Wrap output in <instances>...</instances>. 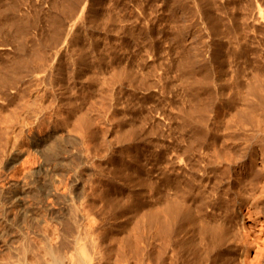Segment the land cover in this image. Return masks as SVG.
<instances>
[{
  "label": "rangeland",
  "instance_id": "obj_1",
  "mask_svg": "<svg viewBox=\"0 0 264 264\" xmlns=\"http://www.w3.org/2000/svg\"><path fill=\"white\" fill-rule=\"evenodd\" d=\"M74 1L76 0H0V69H2L0 75L4 73L2 75L7 76L6 82H8H4V77L0 78V99L2 100L0 101V116L7 115L5 124L10 125L3 127V124H0V127H3L6 132L9 131L7 136L12 135L11 138L17 136V144L22 147L15 159L8 157L7 163L3 164L1 148L5 142L0 139V200L3 190L9 183L21 181L23 177L30 176V173L41 165L43 167L46 165V160L43 158L51 142L44 144L45 146L41 144L42 146L40 145L36 150L29 143L30 140H38L46 131L51 130L54 132L51 141L52 139L55 143L60 141L57 145L64 148L57 167L46 169V185L43 188L45 192L39 190L38 195H36L37 192L24 195L25 208L34 212L20 218L22 221L17 218L10 233L8 232L9 235L8 233L1 234L2 225L0 224V264L2 262L14 263L13 261L19 258L16 257L17 253L20 254L24 248L27 256L37 255L34 260L42 258V260L39 258L38 264H43L41 261L45 264L67 263L63 261V256L70 252V245L67 243L70 244L73 239L71 235L78 229L74 227L77 223L80 224L78 225L81 229L80 236L82 233L87 235L89 231L87 236L97 243L96 251L99 256L104 258L109 255L113 258V255L117 254L115 256L120 258L118 264H243L244 261L245 264H264V226H262L264 225V205L259 202L260 199L258 201L264 191V185L263 191H260L259 187L250 189L247 185L249 180H243L244 176V179L248 178L247 174H241L243 176H239L237 184L233 183L232 171L227 169L226 165H222L225 172L220 170L222 166L214 161L212 148L209 146L210 150H207L204 147L205 144L200 145L202 144L200 138L198 139L195 134L199 127H206L210 132L216 128L213 132H218L219 140H216L215 147L222 150L223 144L220 143V137L223 133L221 132L227 130L228 127L235 130L242 128V124L239 123L240 119L233 116V113L230 115L234 107L228 106L229 92L227 89H221L218 79L220 77L218 69L221 68L219 62L211 60L210 73H207L205 69L203 71V68L198 65L193 69L196 70L194 76L196 79L197 75L196 83L198 82L199 85L197 89L195 86L197 84H195L194 90L200 93V98L204 96L202 98L204 102H202L209 106H207V111L206 108L202 109L205 107L203 103L201 104L202 111L199 108H192L194 102L189 99L191 97L183 87L185 81L181 77L182 71L177 69L180 67L177 64L181 53L180 47L188 45V48L193 45L201 53L205 48L207 49V43L209 44L211 39L206 17L207 4L205 3L207 0H88V4H91L93 8H91V13L86 15L87 17L84 16L78 27L77 34L73 38V48L80 46L83 51L86 50L84 52L86 56L88 55L91 70L95 72L94 79L88 80L78 68V64V69L73 68L74 71L71 68L73 66L69 64L62 68L64 71L56 68L52 71V75L48 74L50 77L42 76V80L37 82L38 84L43 82L39 84L40 88L38 87L40 94L36 97L37 99H34L32 105L34 108L31 109L34 111L40 108L45 109V115L40 119L45 121L39 120L40 122L32 124V121L27 118L28 120L24 119L26 121L23 123L29 120L31 122L25 123L24 127L20 124L22 122L18 116L21 115L23 109L15 106L22 100L17 93L21 88L27 87L28 89V86H24L28 82L36 85V81L32 79L31 66L26 67L30 72L24 67H21L18 72H12L4 68L3 61H8V58L13 60L14 56H20L26 60L33 59L38 46L47 53L54 50L52 32L56 28L58 19H63V22L69 19L64 12L68 11L69 4ZM212 2H214L212 3L213 13L217 16L218 22L228 21V19L235 21L239 15L250 17L252 12L259 19L258 24L255 25H250L251 22L249 23L246 19L247 27L244 33L247 36L244 38L247 37L246 54H250L252 49L255 50L253 54L256 56H253L255 60L257 59L256 73L258 77L263 76V80L264 0H212ZM65 7H67L66 10ZM258 8L260 13L257 15ZM93 9H95L94 12L102 9L104 16H109V21L106 20V23L102 25L95 21L91 23V17L94 16L91 15ZM7 11L16 17V27L8 24ZM231 14L232 16L228 17ZM117 18L120 22L116 21ZM221 21L220 24H222ZM119 25L124 28H118ZM181 42L184 43L182 46ZM239 59L237 58L236 64L235 62L233 64H243L244 70L252 71L253 67L245 69L246 65L242 63L244 59H241L240 63ZM231 63L229 61V64ZM115 68L117 70H114ZM113 71H119V75L122 73L121 78L115 77ZM203 72L205 75L208 74V77ZM142 75L145 76L144 80L141 78ZM16 76H18L17 80ZM137 77H140L138 81L135 80ZM145 79L147 83L150 82L144 84ZM9 80L15 81L16 90L14 87L10 89L9 86L7 87L11 82ZM258 80L261 82L258 83ZM258 80V93H256L255 101L260 125L264 117V82L260 78ZM212 82L216 83L212 85ZM31 83L30 88L34 86ZM41 89L43 91H40ZM28 95L29 92L26 96ZM238 103L240 104V101L237 100L234 105L242 107L240 105L243 104ZM17 112H20V115ZM182 116L190 124L183 121ZM78 117H80L79 120ZM191 122L194 125H191ZM261 124L263 127L264 120ZM7 127L9 128L6 129ZM21 127L22 131H18ZM207 139L209 142L212 141L209 136ZM262 145L260 148L264 151ZM261 149L258 147V152H262L264 159ZM203 151L204 154H202ZM207 157L214 158L210 159L216 164H213V168ZM259 168L263 176L264 165ZM226 170H229V174ZM221 171L231 175L232 177L228 176L231 179L229 180L227 175L222 178ZM217 172H221V178ZM259 178L264 181L263 177V179ZM244 181L247 187L240 186ZM171 184L173 187L170 186ZM236 186H240L242 191L236 190ZM229 188H233L232 190H236L237 193H231L233 191H228ZM205 192L207 194H204ZM239 202L246 204V209L241 212L242 214L237 211ZM230 206H233V211ZM228 208L231 209L226 210ZM151 211H156L157 216L165 220L157 221ZM232 218L236 219L239 225ZM209 228L212 233L209 232ZM226 228H229L231 233L233 228L239 230L238 232L233 231L235 232L233 236L236 234L234 236L236 243H234L238 245H234L233 236L230 242L227 241L228 243L220 239L221 232L227 233ZM79 229L77 234H79ZM237 233H240L239 237ZM244 237H247L245 245ZM20 247L23 248L20 250ZM226 247L232 249L229 248V250ZM257 247L261 250L259 254L256 253L259 250ZM222 253H225L224 256ZM117 257H115L116 260H118ZM244 258L250 260H244Z\"/></svg>",
  "mask_w": 264,
  "mask_h": 264
},
{
  "label": "bare ground",
  "instance_id": "obj_2",
  "mask_svg": "<svg viewBox=\"0 0 264 264\" xmlns=\"http://www.w3.org/2000/svg\"><path fill=\"white\" fill-rule=\"evenodd\" d=\"M206 1V0H205ZM214 1V0H213ZM89 3V1L88 0H76V1H74L73 3H71V4H69V6H68V8L67 7H65V10H66V8L68 9V11L67 12H64L65 14H67V16L69 17V19H66L64 22L62 21L63 19H58L59 21L57 22V25L55 26L56 28L53 30V34H52V41H54L53 43L55 44V49L53 50L52 49V51H48V53L47 52H45V50H41L40 48H39V46H38V48L36 49V51H35V53H34V58L33 59H29L28 58V56H27V58H28V60H26L25 58H23V57H20V56H14V58H12L13 60H9V58H8V61H3V64H4V68L5 69H7L8 71H12V72H18V70L21 68V67H24V68H26V67H30L31 66V72L29 71V70H27V69H29V68H26V70L27 71H29L30 73H31V76H32V79H34L35 81H36V85H34L33 84V82L31 83V84H33L34 86L33 87H35L36 86V88H30V83L28 84L27 83V81H26V83L28 84H25L24 82H22V83H24L25 85L24 86H28L29 88L28 89H26L27 87H25V89H23V88H21L20 89V91H19V93H17L18 95H20L21 96V99L22 100H20L18 103H16V105L15 104H13V108H15L14 107V105L15 106H18V108L19 107H22V112L19 114L18 112H17V114H19L20 116H18L19 117V119H21V121L20 122H22V123H20V124H22V126L24 125L25 126V123H29V122H31L32 124L33 123H36L37 121H39L44 115H45V109L43 110H41V108L38 110V111H34V109H31V108H34V106L32 107V105H33V103H34V99H37L36 97L40 94L39 93V88H40V86L41 85H39L40 83H43V82H40L39 84L37 83L39 80H42V76H49L48 74H51L52 73V71L54 70V69H56V68H63L64 66L65 67H67V66H69V64H71V66H73V67H71L72 68V70H73V68L74 69H76L77 68V64L79 65V69H81L82 70V72H83V75H85L86 76V78L88 79V80H93L94 79V77H95V72H94V70H91V64H90V61L88 60V55L86 56V54H85V52H86V50L84 49V51H83V49H81V47L80 46H76V48H78V49H76V48H73V38H75L74 36H75V34H77L76 33V31L78 30V27L80 26V23L82 22V20H83V18H84V16H86L88 13H91V8H93L92 7V5L91 4H88ZM212 3L214 4V2H212V0H207V2L205 3V5L207 4V6H206V14H207V18H208V23H209V29H210V33H209V36L211 37V39H210V42L209 41H207V42H209V44L207 43V49H206V53H207V55H206V53L204 54L203 52H205V49L203 50V52L201 53L199 50H197L196 49V47L195 46H193V45H190V47H188L187 48V46H184L183 44L184 43H182V44H180L182 47H180L181 49H179V50H181L180 52V58H179V63H177L180 67H178L177 69H180L181 71H182V74L181 73H178V74H181L182 76V78H183V80L185 81H183L184 83H185V86H183V87H185L186 88V91H187V93H188V95L191 97V98H189V99H192L191 101L192 102H194V104H193V106H192V108L194 107V109L195 108H199L200 109V111H202V109H205L206 108V111H207V106L203 103L204 101V99L202 100V98L204 97V96H201V98H200V96H199V94L197 93V92H195V90H194V85L195 84H197L196 83V79L198 80V78H197V75H196V79H195V76H194V71H196V70H193L194 69V67L195 66H201V68H203V71H204V69L207 71V73H210V71H211V60H214V61H218L219 62V67H221L220 69H218L219 71V81H220V84H221V89L222 88H225V89H227V91L229 92L228 93V106L229 105H231V106H233L234 107V110H231V112H230V115H232L231 113H233V116H237V118H239L240 120H239V123L240 124H242V128H240L239 130L238 129H230L231 127H228L227 128V130H225L224 132H221V133H223V135L220 137V143H222L223 144V147L221 148L222 150H219L218 148H216L215 147V145H216V140L218 139L219 140V135H218V132L216 133V132H210V130H208V128H206V127H199V129H197V133H195L196 134V137H198V139L201 141V143L202 144H200V145H204V147L207 149V150H210V148H209V146L212 148L211 150H212V153L214 154V156L213 157H215V160L214 161H216V163H220V165L222 166V165H226L225 167H227V169H230L231 171H232V173H233V179H232V181H233V183L235 182H237V180H239V176H243V175H241V174H247L248 175V178L246 179H244V177H243V180H246V181H248L249 183L247 184V185H249V188L251 189V188H253V189H256V188H260V191H263V185H264V181H262V180H260V178L259 177H263L264 178V175L262 176V173H261V171H259L258 170V168L260 167H262L264 164H263V162H264V159H263V154H262V152L261 153H259L258 152V147H259V149H261L260 147V145H262V143H264V126L262 127V122H263V120H264V117H262L263 118V120H261L262 122L260 123V125H259V119H258V115L256 114V99H255V97H256V93H258V91H257V80H258V78H260L261 80H262V77L261 76H257V73H256V69H255V64H256V60H255V54H253V52L255 53V50L254 49H252V50H250V54H246L247 52H246V50H245V44H246V38L247 37H245L244 38V36H247L246 35V33H244V30L246 29V27H247V21L250 23V25H255V24H258V22H259V19L257 18V17H255L254 15H253V12L251 13V16L250 17H247V16H243V15H239V16H237V15H235V16H237L236 17V19H235V21L233 20V19H228V21H224L223 22V20L221 21V23L222 24H220L219 22H218V19L216 18L217 16H215L214 14L215 13H213V9H212ZM66 5V4H65ZM109 5H111V4H109ZM114 6V5H113ZM221 6V5H220ZM13 7V6H12ZM61 7V6H60ZM107 7V6H106ZM224 7V6H223ZM5 8V7H4ZM102 8H103V6H102ZM6 9V8H5ZM10 10H12V9H10ZM94 10L95 9H93L92 10V14L91 15H94V16H90L91 17V23H93V21H95L96 23H98L99 25H102V23L103 24H105L106 23V20L107 21H109V16L107 17H105L104 16V11H102V9H99V11H96V12H94ZM226 10H228L227 8H226ZM12 12V11H11ZM105 12H106V10H105ZM225 12V11H224ZM8 13H9V15H8ZM255 13V12H254ZM260 13V9L258 8V11H257V15ZM4 14V13H3ZM108 14V13H107ZM15 16V15H14ZM63 16V15H62ZM66 16V15H65ZM230 16H232V14L231 15H229L228 17H230ZM64 17V16H63ZM67 17V18H68ZM87 17V16H86ZM246 17V18H245ZM59 18V17H58ZM111 19V18H110ZM246 19H247V21H246ZM119 21L120 22V20L117 18L116 19V21ZM112 21V20H111ZM110 21V22H111ZM7 22H8V24L12 27H16L17 25V21H16V17H13V15H12V13H10V12H8L7 11ZM87 22V21H86ZM119 22H117V23H119ZM114 23V22H113ZM7 24V25H8ZM55 24V23H54ZM91 25V24H90ZM222 25V26H221ZM87 26H89V25H87ZM86 26V27H87ZM114 26V25H113ZM115 27H116V25H115ZM118 28H122V27H120V25L118 26ZM124 28V27H123ZM122 28V29H123ZM95 29V28H94ZM119 29V30H120ZM23 30V29H22ZM115 30H116V28H115ZM125 30V29H124ZM124 30H122V31H124ZM85 32V31H84ZM87 32V31H86ZM126 33V32H125ZM188 39H190V38H188ZM75 41V40H74ZM192 41V40H191ZM248 41V40H247ZM194 42V41H193ZM194 43H196V42H194ZM189 44V43H188ZM191 44H193V43H191ZM206 44V43H205ZM186 45V44H185ZM37 46V45H36ZM34 47V46H33ZM50 49V48H49ZM76 49V50H75ZM248 51V50H247ZM88 52V51H87ZM179 53V52H178ZM1 55V54H0ZM15 55V54H14ZM250 55H252V56H250ZM253 55H255V56H253ZM179 57V56H178ZM11 58V57H10ZM237 58H240L239 59V63H240V61H242L241 59H244L243 61H242V63H244L245 65H246V67H245V69L247 68V67H249V68H251V67H253V69H254V71H253V69H252V71H249V69H248V71L247 70H244V67H242V66H244L243 64H241V65H239V64H237V65H235L236 64V60H237ZM257 58V57H256ZM178 59V58H177ZM228 59H229V61H230V63L231 64H229V61H228ZM7 60V59H6ZM175 61H178V60H175ZM214 61H212V62H214ZM235 62V64H233ZM113 63V62H112ZM176 64V63H175ZM176 64V65H177ZM213 64V63H212ZM112 65V64H111ZM177 65V66H178ZM229 65H230V67H229ZM231 65H233V66H231ZM125 66V65H124ZM174 66V65H173ZM176 66V67H177ZM197 66V67H198ZM203 66V67H202ZM118 67H120V66H118ZM213 67V66H212ZM77 68V69H78ZM113 68V67H112ZM230 68V69H229ZM60 69V70H61ZM68 69V68H67ZM67 69H65V71L67 70ZM70 69V68H69ZM119 69V68H118ZM124 69H126V68H124ZM131 69V68H130ZM198 69V68H197ZM200 69V68H199ZM1 70L2 69H0V73H1ZM7 70H5V72L7 71ZM60 70H58L57 69V71H60ZM114 70H117V68H115ZM23 71V70H22ZM62 71H64L63 69H62ZM74 71V70H73ZM72 71V72H73ZM111 71H112V69H111ZM125 72H126V70H124ZM213 71V70H212ZM215 71H217V70H215ZM20 72V71H19ZM24 72V71H23ZM97 72V71H96ZM114 72V71H113ZM124 72V73H125ZM180 72V71H179ZM202 72V71H201ZM6 73H8V72H6ZM20 73H22V72H20ZM55 73H56V70H55ZM62 73V72H61ZM63 73H65V72H63ZM74 73V72H73ZM124 73H123V75H124ZM128 73H129V71H128ZM142 73V72H141ZM205 72H203V74H204ZM258 73H260V72H258ZM2 74H4V73H2ZM0 75V78H3L4 77V82H6L7 80H6V77L5 76H3V75ZM18 74V73H17ZM29 74V73H28ZM27 74V75H28ZM110 74V73H109ZM122 74V73H121ZM121 74L119 75V71L117 72H114V76L115 77H117V78H121ZM130 74H132V73H130ZM213 74V73H212ZM217 74V73H216ZM14 75V74H13ZM12 75V76H13ZM20 75V74H19ZM18 75V76H19ZM52 75V74H51ZM62 75V74H61ZM73 75V74H72ZM111 75H112V73H111ZM133 75V74H132ZM137 75V74H136ZM136 75H134V77H136ZM205 75V74H204ZM204 75H202V76H204ZM18 76H16V80H17V78H18ZM64 76V75H63ZM119 76V77H118ZM125 76V75H124ZM128 76V75H127ZM130 76V75H129ZM140 76V75H139ZM205 76H207L208 77V74H206ZM204 76V77H205ZM213 76V75H212ZM218 76V75H217ZM15 77V76H14ZM26 77V76H25ZM50 77V76H49ZM48 77V78H49ZM97 77V76H96ZM110 77V76H109ZM115 77H113V78H115ZM123 77V76H122ZM131 77V76H130ZM179 77V76H178ZM206 77V78H207ZM131 78H133V77H131ZM140 78V77H139ZM139 78L137 77V79H135V80H139ZM141 78H142V80H144L143 78H145V76L143 77V75L141 76ZM205 78V79H206ZM30 79V78H29ZM31 79V80H32ZM45 79H47V77L45 78ZM126 79H127V77H126ZM212 79V78H211ZM2 80V79H1ZM128 80H129V77H128ZM131 80V79H130ZM129 80V81H130ZM180 80V79H179ZM182 80V79H181ZM213 80H214V78H213ZM212 80V81H213ZM215 80H216V77H215ZM9 81H11V80H9ZM18 81H19V79H18ZM117 81V80H116ZM134 81V80H133ZM200 81V80H199ZM218 81V80H217ZM15 82V81H14ZM13 81H11V82H9V85H7V87L10 89V87L12 88V87H14V89L16 90V86H14L15 85V83H14ZM139 82H143V81H139ZM145 82V83H144ZM143 83L144 84H148L147 83V81H146V79H145V81H144ZM261 82V81H260ZM259 82V80H258V83H260ZM262 82H264V78H263V80H262ZM0 83H1V81H0ZM6 83H8V82H6ZM5 83V84H6ZM49 83V82H48ZM118 83V82H117ZM216 82H212V85L213 84H215ZM3 84V83H2ZM18 84V83H17ZM16 84V85H17ZM142 84V83H141ZM205 84H207V83H205ZM4 85V84H3ZM39 85V86H38ZM208 85V84H207ZM6 86V85H5ZM48 86V85H47ZM196 87H197V89L199 88L198 86V84L197 85H195ZM218 86V85H217ZM216 86V87H217ZM23 87V86H22ZM39 87V88H38ZM196 87H195V89H196ZM200 87H201V85H200ZM204 87V86H203ZM206 87V86H205ZM209 87V86H208ZM211 87H213V86H211ZM210 87V88H211ZM3 88V87H2ZM42 88V87H41ZM51 88V87H50ZM5 89V88H4ZM13 89V90H14ZM43 89V88H42ZM40 90V91H43V90ZM209 89V88H208ZM208 89H207V91H208ZM215 89V88H214ZM214 89H212V90H214ZM218 89H219V87H218ZM18 90H19V88H18ZM25 90H27L26 91V93L24 92ZM185 90V89H184ZM200 90V89H199ZM202 90H203V88H202ZM259 90H260V87H259ZM11 91V90H10ZM17 92V91H16ZM29 92V95L28 96H26L27 95V93ZM199 92V91H198ZM219 92V91H218ZM14 93H15V91H14ZM23 93H25V94H23ZM43 93V92H42ZM213 93H215V92H213ZM211 94V93H210ZM201 95H202V93H201ZM209 96V95H208ZM211 96V95H210ZM39 97V96H38ZM41 97V96H40ZM51 97H52V95H51ZM68 97V96H67ZM17 98V97H16ZM49 99V98H48ZM52 99V98H51ZM50 99V100H51ZM210 99H212V98H210ZM209 99V100H210ZM6 100V99H5ZM11 100V99H10ZM49 100V101H50ZM237 100L238 101H240V104H243V105H240L239 103V105L240 106H242V107H238L237 105H234L235 104V102H237ZM0 101H2L1 99H0ZM38 101V100H37ZM41 101V100H40ZM203 101V102H202ZM48 102V101H47ZM53 102V101H52ZM59 102V101H58ZM58 102H57V104H58ZM205 102H206V100H205ZM259 102V101H258ZM203 103V105H205V107L204 108H202L201 106V104ZM261 103V102H260ZM9 104V103H8ZM7 104V105H8ZM56 104V105H57ZM60 104V103H59ZM66 104V103H65ZM69 104V103H68ZM73 104V103H72ZM12 105V104H11ZM37 105V104H36ZM35 105V106H36ZM40 105V104H39ZM61 105V104H60ZM59 105V106H60ZM191 105H192V103H191ZM48 106H49V104H48ZM51 106H52V103H51ZM50 106V107H51ZM70 106V105H69ZM8 108H9V106H7ZM36 107H38V106H36ZM49 107V108H50ZM209 107V106H208ZM232 107V108H233ZM8 108H6V109H8ZM190 108V107H189ZM202 108V109H201ZM33 110V111H31V110ZM51 109V108H50ZM196 109V110H197ZM53 110V109H52ZM6 111V110H5ZM206 111H203V112H206ZM179 112V111H178ZM4 113V112H3ZM7 113V112H6ZM5 113V114H6ZM13 113V112H12ZM47 113V112H46ZM62 113V112H61ZM200 114V113H199ZM262 114V113H261ZM202 115V114H201ZM71 116V115H70ZM74 116V115H73ZM58 117V116H57ZM203 117V119H204V115L202 116ZM7 115H2V116H0V124L3 126V127H6V126H10V125H8V124H5L6 123V121H7ZM27 118H29L30 120L29 121H27V122H25V123H23L24 121H26V120H24V119H27ZM47 118V117H46ZM184 118V119H183ZM261 117H260V119H262ZM78 120L80 119V117H78L77 118ZM182 119H183V121H186L188 124H190V122L184 117V116H182ZM202 119V118H201ZM231 119V118H230ZM10 120V119H9ZM28 120V119H27ZM44 120V119H43ZM43 120H40V121H43ZM12 121V120H11ZM39 121V122H40ZM45 121V120H44ZM56 121V120H55ZM65 121V120H64ZM192 121V120H191ZM200 121V120H199ZM204 121V120H203ZM38 122V123H39ZM194 122V121H193ZM230 122V121H229ZM52 123V122H51ZM184 123V122H183ZM201 123V122H200ZM204 123V122H203ZM53 124H55V123H53ZM67 124V123H66ZM69 124V123H68ZM197 124H199V123H197ZM202 124V123H201ZM5 125V126H4ZM16 125V124H15ZM14 125V126H15ZM56 125V124H55ZM72 125H75V124H72ZM186 125V124H185ZM191 125H194V124H192V122H191ZM21 126V125H20ZM23 126V127H24ZM31 126V125H30ZM34 126V125H33ZM33 126H31V127H33ZM40 126V125H39ZM60 126V125H59ZM70 126V125H69ZM184 126V125H183ZM198 126V125H197ZM207 126V125H206ZM260 126V127H259ZM3 127H0V139H3V141L5 142V144L2 146V154H3V156H2V158L4 159V160H2V163L3 164H6L7 163V159H8V157L10 158L11 157V159L13 158V159H15L16 158V156H18L17 154H18V152L22 149V147H20L19 146V144H17V136H14V137H16V138H11V136L12 135H10V136H7L8 134L7 133H9V131L8 132H6V130H4V128ZM26 127H27V125H26ZM48 127V126H47ZM188 127V126H187ZM189 127H190V125H189ZM3 128V129H2ZM9 127H7L6 129H8ZM37 128V127H36ZM49 128V127H48ZM194 128V127H193ZM184 129V128H183ZM195 129V128H194ZM193 129V130H194ZM226 129V128H225ZM17 130V129H16ZM29 130V129H28ZM31 130V129H30ZM192 130V131H193ZM196 130V129H195ZM194 130V131H195ZM241 130V131H240ZM18 131H22V127H21V129L20 130H18ZM71 131V130H70ZM16 132V131H15ZM188 132V131H187ZM21 133V132H20ZM27 134V133H26ZM53 134H54V132L53 131H46L45 132V134L43 135V136H41L38 140L37 139H35V140H30V142L29 143H31V145H33V147L37 150V148H39L40 147V145L41 144H46L47 145V143L49 144L50 142H51V144H50V147H48V150H47V152H46V154H44V160H46L45 161V163H46V165H44V163H43V165H44V167L42 168L41 166V168L39 167L37 170H35V171H32L31 173H30V176H26V177H23L22 178V180L21 181H14V182H12V183H9L8 184V186H6V188L3 190V192H2V198H1V200H0V224L2 225V230H1V234L2 235H4L5 233H10V230H11V228L13 227L12 225H14V223L16 222L15 220L17 219V218H24L26 215H29V214H31V213H33L34 211H32V210H29V209H26L25 208V204H24V201H23V198H24V195H26L27 193H30V192H37V194L36 195H38V192H39V190H43V188L45 187V185H46V183H45V181H46V176H47V171H46V169H52V168H55V167H57V164H59L60 163V159L62 158L61 156H62V152L64 151V148H62L61 146H59V145H57V143L58 144H60V141L59 142H57L56 141V143H55V140L54 139H52L53 141H51V138L53 137ZM19 135H21V134H19ZM56 135V134H55ZM5 136V137H4ZM208 136L209 137H211L212 138V141L211 142H209L208 141V139L206 140V138H208ZM55 137V136H54ZM58 137V136H57ZM56 137V138H57ZM5 139V140H4ZM31 139V138H30ZM61 139H63V138H61ZM188 139V138H187ZM196 139V138H195ZM210 139V138H209ZM20 140V139H19ZM58 140V139H57ZM202 140H204V141H202ZM67 141V140H66ZM207 141V142H206ZM28 142V141H27ZM62 142H63V140H62ZM218 143H219V141H218ZM217 143V144H218ZM219 143V144H220ZM22 145V144H21ZM192 145V144H191ZM198 145V144H197ZM221 145V144H220ZM42 146V145H41ZM45 146V145H44ZM194 146V145H193ZM263 147H264V145H262ZM1 147V146H0ZM192 147V146H191ZM262 147V148H263ZM189 148V147H188ZM195 148H197V147H195ZM200 148V147H199ZM45 149V148H44ZM40 150H42V149H40ZM40 150H38V151H40ZM63 150V151H62ZM205 150V149H204ZM262 150V149H261ZM260 151V150H259ZM263 151V150H262ZM37 152V151H36ZM202 152V151H201ZM41 153H42V151H41ZM263 153H264V151H263ZM202 154H204V151H203V153ZM206 154V153H205ZM200 155V154H199ZM204 156H202V158H203ZM206 157V156H205ZM194 158V157H193ZM201 158V157H200ZM208 158V157H207ZM209 159V158H208ZM210 159H214V158H210ZM210 159H209V161H210ZM178 160V159H177ZM179 161V160H178ZM181 161V160H180ZM179 161V162H180ZM212 161V160H211ZM210 161V162H211ZM209 162V164L211 165V168H213L212 166H213V164L215 163V162ZM177 163V162H176ZM1 164V163H0ZM42 164V163H41ZM181 164V163H180ZM200 164V163H199ZM205 164H206V161H205ZM205 164H203V165H205ZM182 165V164H181ZM209 165V166H210ZM214 165H216V164H214ZM219 165V164H218ZM217 165V166H218ZM197 167V166H196ZM194 168V167H193ZM222 168V169H221ZM220 168V170H222L223 171V169H225V168H223V166ZM259 168V169H260ZM199 169V168H198ZM191 170V169H190ZM194 170V169H193ZM213 170V169H212ZM215 170V169H214ZM213 170V171H214ZM217 170V169H216ZM219 170V171H220ZM262 170H264V169H262ZM31 171V170H30ZM45 171V172H44ZM176 171V170H175ZM221 171V172H222ZM227 171V170H226ZM51 172V171H50ZM212 172V171H211ZM221 172H217V173H221ZM223 172H225V171H223ZM222 172V178H225L224 177V175H227V173L229 172V170L227 171V173H223ZM260 172V173H259ZM52 173V172H51ZM160 173V172H159ZM164 173V172H163ZM180 173V172H179ZM215 173V172H214ZM165 174V173H164ZM190 174H192V173H190ZM195 174V173H194ZM203 174V173H202ZM208 174V173H207ZM216 174V173H215ZM214 174V175H215ZM218 174V175H219ZM229 174V173H228ZM211 175V174H210ZM216 176H217V174H216ZM220 176V178H221V174L219 175ZM228 176H231V175H227V178L230 180L231 179V177L229 178ZM254 176H255V178H254ZM206 177V176H205ZM195 178V177H194ZM210 178V177H209ZM217 178H219V177H217ZM262 178V179H263ZM172 179V178H171ZM202 179V178H201ZM168 180V179H167ZM191 180V179H190ZM194 180V179H193ZM211 180V179H210ZM217 180H219L220 181V179H217ZM228 180V181H229ZM264 180V179H263ZM180 181V180H179ZM225 181H226V179H225ZM207 182V181H206ZM218 182V181H217ZM227 182V181H226ZM241 182V181H240ZM161 183V182H160ZM204 184H205V181L203 182ZM228 183V182H227ZM211 184V183H210ZM232 184V183H231ZM237 184V183H236ZM242 185H240V186H242L243 187V185H245V187H247L246 186V184H245V181H244V183L242 182L241 183ZM183 185V184H182ZM225 185H226V183H225ZM225 185H223V186H225ZM228 185V184H227ZM239 185V184H238ZM170 186H172L173 187V185L171 184ZM232 186V185H231ZM239 186V187H240ZM183 187V186H182ZM203 187V186H202ZM226 187V186H225ZM228 187V186H227ZM234 187H235V185H234ZM237 187V186H236ZM239 187H237L236 188V190L237 189H240ZM156 189V188H155ZM167 189V188H166ZM185 189V188H184ZM233 188H229V190L228 191H230V190H232ZM192 190V189H191ZM235 190V191H236ZM244 190V189H243ZM44 191V190H43ZM144 191V190H143ZM172 191V190H171ZM185 191V190H184ZM214 191V190H213ZM220 191H221V189H220ZM233 191V190H232ZM235 191H233V192H231V193H237V192H235ZM239 191H242L241 189L239 190ZM245 192L247 191L248 192V190H244ZM45 192V191H44ZM160 192V191H159ZM162 192V191H161ZM200 192V191H199ZM222 192H224V191H222ZM254 192H255V190H254ZM34 193V194H35ZM180 193V192H179ZM230 193V192H229ZM256 193V192H255ZM181 194V193H180ZM204 194H207V192H205ZM211 194V193H210ZM234 194V195H235ZM240 194V193H239ZM246 194V193H245ZM257 194V193H256ZM172 195H174V194H172ZM194 195V194H193ZM198 195H200V194H198ZM217 195V194H216ZM223 195H224V193H223ZM231 195V194H230ZM233 195V194H232ZM241 195V194H240ZM255 195V194H254ZM219 196V195H218ZM236 196V195H235ZM239 196V195H238ZM242 196H244V194H242ZM144 197V196H143ZM215 197V196H214ZM224 197H225V195H224ZM223 197V198H224ZM234 197V196H233ZM241 197V196H240ZM246 197V196H245ZM248 197V196H247ZM181 198V197H180ZM238 198V197H237ZM229 199V198H228ZM243 199H245V198H243ZM243 199H240V200H243ZM259 199H260V201H259ZM171 200H172V198H171ZM208 200V199H207ZM230 200V199H229ZM239 200V201H240ZM249 200V199H248ZM254 200H255V198H254ZM162 201V200H161ZM160 201V202H161ZM168 201V200H167ZM196 201V200H195ZM224 201V200H223ZM244 201V200H243ZM252 201V200H251ZM257 201V200H256ZM256 201H254V202H256ZM258 201L259 202H261L263 205H264V191H263V193H262V195H261V198H258ZM138 202V201H137ZM144 202V201H143ZM174 202V201H173ZM189 202H191V201H189ZM213 202V201H212ZM226 202V201H225ZM234 202V201H233ZM245 202V201H244ZM247 202V201H246ZM249 202V201H248ZM159 203V202H158ZM163 203V202H162ZM182 203H184V202H182ZM231 203V202H230ZM235 203V202H234ZM237 203V202H236ZM252 203V202H251ZM142 204V203H141ZM153 204V203H152ZM173 204V203H172ZM209 204V203H208ZM229 204V203H228ZM233 204V203H232ZM253 204V203H252ZM255 204V203H254ZM257 204V203H256ZM255 204V205H256ZM136 205V204H135ZM155 205H157V204H155ZM160 205V204H159ZM162 205V204H161ZM170 205V204H169ZM169 205H168V207H169ZM184 205H186V204H184ZM192 205V204H191ZM233 205H235V204H233ZM248 205V204H247ZM259 205H261V204H259ZM258 205V206H259ZM158 206V205H157ZM188 206V205H187ZM139 207V206H138ZM162 207V206H161ZM167 207V209H169ZM170 207H171V205H170ZM189 207V206H188ZM212 207H213V205H212ZM226 207V206H225ZM231 207V206H230ZM233 207V206H232ZM231 207V208H232ZM248 207V206H247ZM131 208H133V207H131ZM135 208V207H134ZM133 208V209H134ZM163 208V207H162ZM180 208V207H179ZM218 208V207H217ZM223 208V207H222ZM230 208V209H231ZM237 211H238V213L240 212V214H242L241 212L243 211V210H245L246 209V204H244V203H241V202H239L238 203V206H237ZM250 208V207H249ZM255 208H257V207H255ZM255 208H253V209H255ZM264 208V207H263ZM34 209V208H33ZM159 209V208H158ZM186 209V208H185ZM189 209V208H188ZM225 209V208H224ZM229 208L228 209H226V210H230ZM258 209V208H257ZM143 210V209H142ZM161 210V209H160ZM201 210V209H200ZM234 209L232 208V211H233ZM249 210V209H248ZM247 210V211H248ZM260 210H261V208H260ZM259 210V211H260ZM122 211V210H121ZM232 211H230V212H232ZM217 212V211H216ZM229 212V211H228ZM235 212V211H234ZM252 212V211H251ZM151 213H152V215L153 216H155L156 218H157V221H164L165 219H161V218H159L158 216H157V214H156V211L155 212H153V211H151ZM194 213H196V212H194ZM218 213V212H217ZM223 213V212H222ZM261 213V212H260ZM245 214H247V213H245ZM74 215V214H73ZM151 215V216H152ZM170 215V214H169ZM194 215V214H193ZM220 215V214H219ZM234 215V214H233ZM12 216V217H11ZM230 216V215H229ZM216 217H219V216H216ZM239 217V216H238ZM130 218V217H129ZM229 218V217H228ZM237 218V217H236ZM18 219V220H19ZM150 219V218H149ZM155 219V218H154ZM187 219V218H186ZM196 219V218H195ZM233 219V221L236 223V219H234V218H232ZM239 219H240V217H239ZM238 219V220H239ZM263 219V218H262ZM21 220V219H20ZM128 220V219H127ZM197 220V219H196ZM220 220V219H219ZM236 220V221H235ZM264 220V219H263ZM263 220H262V222H263ZM22 221V220H21ZM198 221V220H197ZM200 221H202V220H200ZM199 221V222H200ZM261 221V220H260ZM73 222H74V220H73ZM239 222H241L240 220H239ZM75 223H77V222H75ZM75 223H73V225L75 224ZM201 223V222H200ZM219 223V222H218ZM261 223V222H260ZM19 224V223H18ZM209 224V223H208ZM224 224V223H223ZM229 224V223H228ZM236 224H238V223H236ZM78 225H80V224H76V225H74V227L76 226L78 229H79V227H78ZM156 225H158V224H156ZM178 225V224H177ZM230 225V224H229ZM239 225V224H238ZM262 225V224H261ZM201 226H202V224H201ZM221 226H223V225H221ZM220 226V227H221ZM226 226V225H225ZM231 226V225H230ZM262 226H264V225H262ZM75 227V228H76ZM209 227V226H208ZM80 228H82V227H80ZM182 228V227H181ZM195 228V227H194ZM222 228V227H221ZM240 228V227H239ZM244 228V227H243ZM78 229H76V231L74 232V234L77 232V230ZM158 229V228H157ZM204 229V228H203ZM227 230L229 229V228H226ZM260 229V228H259ZM262 229V228H261ZM260 229V230H261ZM80 230L81 229H79V234H77L76 233V235H71L72 237H73V239L71 240V242H70V244H68L67 243V245H70V252H66L67 254H64V256H63V261L64 262H67V263H65V264H102V263H105V264H118V261L120 260V258H118L117 256H115V255H117V254H115V255H113L114 257L112 258V256H110L109 257V255L108 256H106V257H104V258H102L101 256H99V254H98V252L96 251V246H97V243L95 242V241H93V238H92V240H90L91 238H89L87 235H89V231L87 232V235H83V233H82V236H80L81 234H80ZM87 230V229H86ZM190 230V229H189ZM206 230H208V228L206 227ZM224 230H225V227H224ZM226 230V231H227ZM259 230V231H260ZM159 231V230H158ZM157 231V232H158ZM192 231V230H191ZM233 231H237V230H234V228H233V230H232V233L230 232V230H228L227 231V233H222L221 232V234H220V239L221 240H225V242H227V241H229L230 242V240L232 239V236H233V234L235 233V232H233ZM239 231V230H238ZM237 231V232H238ZM241 231V230H240ZM248 231V230H247ZM247 231H246V234H247ZM263 231V230H262ZM73 232V231H72ZM81 232H83V231H81ZM182 232H183V230H182ZM193 232V231H192ZM209 232H211L210 231V228H209ZM245 232V231H244ZM261 232V231H260ZM9 233H8V235H9ZM171 233V232H170ZM207 233V232H206ZM212 233V232H211ZM210 233V234H211ZM241 233V235H242V232H240ZM240 233H237V237H239V235L238 234H240ZM0 234V235H1ZM209 234V235H210ZM245 234V233H244ZM245 234V235H246ZM203 235V234H202ZM236 235V234H235ZM234 235V236H235ZM196 236V235H195ZM201 236V235H200ZM233 236V237H234ZM246 236H248V235H246ZM241 237V236H240ZM249 237V236H248ZM89 238V239H88ZM171 238H173V237H171ZM182 238V237H181ZM209 238V237H208ZM235 238L236 237H234V239H233V243L235 242L236 243V241H235ZM242 238V237H241ZM245 238V237H244ZM251 238V237H250ZM95 240V239H94ZM168 240H170V239H168ZM197 240V239H196ZM245 240V243H244V245L245 244H247V242H246V240H247V237L244 239ZM65 241V240H64ZM166 241V240H165ZM164 241V243H167V242H165ZM237 241H238V239H237ZM69 242V241H68ZM244 242V241H243ZM253 241H251V243H252ZM255 242V241H254ZM228 243V242H227ZM232 243V242H231ZM235 243H234V245H235ZM224 244V243H223ZM242 244V243H241ZM254 244V243H253ZM263 244H264V242H263ZM262 244V245H263ZM65 245V244H64ZM222 245V244H221ZM236 245H238V244H236ZM235 245V246H236ZM250 245V244H249ZM249 245H246V246H249ZM257 245V244H256ZM20 246H22V245H20ZM88 246H90L89 248H87ZM222 246H224V245H222ZM228 246V245H227ZM231 247H232V245H230ZM27 247V246H26ZM69 247V246H68ZM231 247H229V248H231ZM245 247V246H244ZM262 246L260 245V248H261ZM264 247V246H263ZM23 248V247H22ZM21 247H20V250L22 249ZM64 248V247H63ZM66 248V247H65ZM221 248V247H220ZM227 248V247H226ZM229 248H227V249H229ZM233 248V247H232ZM231 248V249H232ZM247 248V247H246ZM258 248V247H257ZM88 249L91 251H88ZM238 249V248H237ZM240 249V248H239ZM243 249V248H242ZM245 249V248H244ZM259 249V248H258ZM29 250V249H28ZM66 250H68V249H66ZM230 250V249H229ZM229 250H227V251H229ZM234 250V249H233ZM254 250H255V248H254ZM22 251V252H21ZM20 251V254L19 253H17L18 254V256H16V257H19L18 259H17V261L15 260V261H13L14 263H1V264H38V260H39V258H40V260H42V258L41 257H39V258H37V260H34V258H36V256H27V253H26V250H25V248L23 249V250H21ZM244 251V250H243ZM246 251V250H245ZM244 251V252H245ZM256 251V250H255ZM261 250L259 249V250H257V254H259V253H261L260 252ZM133 252H134V250H133ZM208 252H209V250H208ZM219 252V251H218ZM222 252V251H221ZM238 252H240L239 250H238ZM32 253V252H31ZM111 253V252H110ZM109 253V254H110ZM136 253V252H135ZM217 253V252H216ZM230 253V252H229ZM241 253V252H240ZM255 253V252H254ZM36 254V253H35ZM219 254V256H220V252L218 253ZM223 254V253H222ZM225 254V253H224ZM224 254H223V256H224ZM231 254V253H230ZM234 254V253H233ZM241 254H243V253H241ZM257 254H255L256 255V258H257ZM227 255V254H226ZM235 255H236V249H235ZM240 255V254H239ZM39 256V255H38ZM222 256V255H221ZM230 256V255H229ZM238 256V255H237ZM236 256V257H237ZM245 256V255H244ZM244 256H242V258L244 257ZM33 257V258H32ZM115 257H117L118 258V260H116V258ZM226 257V256H225ZM246 257V256H245ZM231 258V257H230ZM255 258V259H256ZM258 258H259V256H258ZM215 259V258H214ZM237 259V258H236ZM264 259V258H263ZM262 259V260H263ZM111 260V261H110ZM244 260H250V259H246V258H244ZM251 260H253V259H251ZM38 261V262H37ZM101 261H102V263H101ZM226 261V260H225ZM43 264H45L43 261H41ZM215 262V261H214ZM248 262V261H247ZM255 262V261H254ZM219 263V262H218ZM243 264H245L246 262L244 261V262H242ZM252 263V262H251ZM164 264V263H163ZM235 264H237V263H235Z\"/></svg>",
  "mask_w": 264,
  "mask_h": 264
}]
</instances>
